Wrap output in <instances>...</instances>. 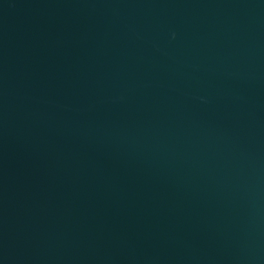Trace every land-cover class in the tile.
Listing matches in <instances>:
<instances>
[{
    "label": "water",
    "instance_id": "obj_1",
    "mask_svg": "<svg viewBox=\"0 0 264 264\" xmlns=\"http://www.w3.org/2000/svg\"><path fill=\"white\" fill-rule=\"evenodd\" d=\"M0 264H264V0H0Z\"/></svg>",
    "mask_w": 264,
    "mask_h": 264
}]
</instances>
